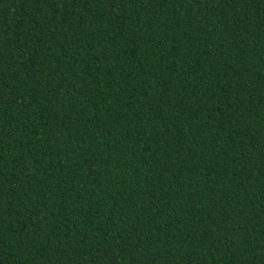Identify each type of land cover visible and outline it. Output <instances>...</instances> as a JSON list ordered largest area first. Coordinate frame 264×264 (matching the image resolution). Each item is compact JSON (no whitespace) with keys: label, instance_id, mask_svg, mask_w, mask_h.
Instances as JSON below:
<instances>
[{"label":"trees","instance_id":"16d2710c","mask_svg":"<svg viewBox=\"0 0 264 264\" xmlns=\"http://www.w3.org/2000/svg\"><path fill=\"white\" fill-rule=\"evenodd\" d=\"M0 264H264V0H0Z\"/></svg>","mask_w":264,"mask_h":264}]
</instances>
